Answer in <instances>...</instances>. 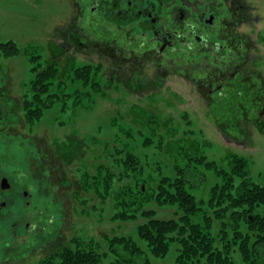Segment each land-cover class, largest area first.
<instances>
[{
	"label": "rangeland",
	"instance_id": "374dc122",
	"mask_svg": "<svg viewBox=\"0 0 264 264\" xmlns=\"http://www.w3.org/2000/svg\"><path fill=\"white\" fill-rule=\"evenodd\" d=\"M247 2L259 18L247 29L256 45L252 66L264 77V0ZM79 18L80 13L70 0H0V43L12 41L19 48L16 55L0 54V163L12 179V190L0 199V203L8 201L0 208V264H41L59 245L70 244L75 236L99 239L104 234L131 235L154 264H174L179 241L172 242L165 256L152 255L147 242L139 236L138 227L152 218H178L182 209L150 200L135 218L116 220L114 198L103 201L94 191H85L84 174H95L101 164L121 172L117 148L129 140V147L133 146L144 167L145 189L155 190L165 175L174 178V158L165 149L143 145L140 130L146 128L150 116L163 125L158 133L162 132L166 141L186 138L189 147H205L210 160L225 165L229 153L247 156L251 177L264 183V131L256 124L252 126L249 118L259 105L250 97L243 104L230 98L210 104L202 93L209 75H202L195 87L181 74L169 72L168 65L147 49L135 48L134 54L122 57V51L110 44L114 39L112 32L108 36L96 35L89 42L101 55L89 57L74 49L60 53L52 48L50 43H62L68 30L84 26ZM94 30L98 29H91ZM27 48L41 56L42 65H58V91L70 94L68 103L57 102L32 121L23 107L35 66ZM148 58L156 60L157 65L146 64ZM135 60L146 64H140L136 74L131 69ZM109 62L112 65H106ZM117 62L123 70L109 83L108 76L114 73L113 64ZM71 65H91L100 90L90 92L89 87L73 80ZM159 77L163 82L155 84ZM143 78L145 84L141 82ZM79 93H83L80 100ZM76 95L79 102L74 103ZM246 129H250L249 134ZM71 144L83 150L72 161L63 163L60 154L63 149L72 152ZM54 164L58 167L51 169ZM185 164L187 161L183 160L181 166ZM197 169L205 176L198 183L194 181L197 186L193 192L199 199H207L219 178L213 170L202 166ZM136 181L134 177L116 180L114 189L121 185L137 188ZM25 200L30 203L24 205ZM257 210L264 215V206ZM213 232H219L218 220ZM233 255L237 264H244L240 251Z\"/></svg>",
	"mask_w": 264,
	"mask_h": 264
},
{
	"label": "trees",
	"instance_id": "16d2710c",
	"mask_svg": "<svg viewBox=\"0 0 264 264\" xmlns=\"http://www.w3.org/2000/svg\"><path fill=\"white\" fill-rule=\"evenodd\" d=\"M27 50L35 66L32 67L34 76L29 82L23 107L28 120L32 121L39 119L45 110L53 108L57 102L68 103L70 94L58 91L61 86L58 84L61 82L58 65L53 63L44 66L39 62L41 56L36 55V51ZM18 52L19 48L14 42L0 43V54L12 56ZM92 70L91 65H71L69 72L73 80L89 87L90 92H98L99 81L96 80V72ZM82 95L79 93V100ZM75 99L74 103L79 102L77 95ZM259 108L252 117H248L252 126L256 124L264 131V120L257 119ZM156 121L158 119L147 116L146 128L140 130L144 136L143 145L165 149L174 158V178L165 175L155 190L143 189L144 167L140 157L133 152V146L129 147L128 140L126 145L117 148L120 156L117 163L123 170L116 173L113 168L101 164L95 174L86 172L83 176L85 191H94L103 201L112 196L116 209L113 218L116 220L135 218L150 200L159 204L178 205L183 211L178 218H152L138 227V234L147 242L152 255L165 256L172 242L179 241L181 246L174 264H237L233 255L237 251H240L244 264H264V215L257 210L264 206V183L255 182L251 177L250 159L232 152L224 158L227 162L225 165L219 160H210L205 147L198 144L189 147L186 138L182 141H166L162 132L161 136L158 133L163 125ZM246 130L250 133V129ZM127 134L129 136V132ZM71 151L75 152L73 149ZM63 153L70 159L75 156H69L70 152L64 149ZM183 160L187 164L181 166ZM201 166L213 170L219 178L211 187L207 199H199L193 192L197 186L195 182L198 183L205 176L202 174L204 172L197 169ZM126 177L137 179V188L121 185L115 190L116 180L122 182ZM50 200L54 203V199ZM201 204L206 207L202 208ZM146 213L152 215L150 211ZM216 220L219 221V232L215 235L213 231ZM41 264L154 263L150 254L133 236L104 234L99 239L75 236L70 244L59 245Z\"/></svg>",
	"mask_w": 264,
	"mask_h": 264
},
{
	"label": "flooded vegetation",
	"instance_id": "af4514ba",
	"mask_svg": "<svg viewBox=\"0 0 264 264\" xmlns=\"http://www.w3.org/2000/svg\"><path fill=\"white\" fill-rule=\"evenodd\" d=\"M70 1L80 13L79 20L85 24L78 30H68L59 45L51 42L55 50L67 52L74 49L87 53L89 57L101 55L98 48L89 42L96 35L108 36L112 32L114 39L110 44L115 50L122 51V57L134 54L135 48L147 49L168 65L169 72L181 74L195 87L202 75H209L204 85L206 91L202 93L210 104L227 98L243 104L250 97L260 106L257 119L264 116V77L252 66L256 45L247 31L248 26L259 18L247 0ZM92 28L98 30L91 31ZM83 32L85 34H81ZM148 62L154 65L156 60L148 58L146 64ZM133 64L134 74L140 64L146 65L138 60ZM113 66L114 73L108 76L109 83L114 82L123 70L118 62ZM141 82L146 83L144 78ZM157 82L162 83L163 79L159 77L155 84ZM70 147L75 152H70L69 156L77 157L83 150L73 144ZM60 157L63 163L72 161L65 153ZM57 167V164L51 165V169ZM4 169L0 163V199L5 192L12 190V179ZM42 195L45 196L43 192ZM7 203L3 200L0 208L3 209ZM28 203L25 200L24 205Z\"/></svg>",
	"mask_w": 264,
	"mask_h": 264
},
{
	"label": "water",
	"instance_id": "95a60500",
	"mask_svg": "<svg viewBox=\"0 0 264 264\" xmlns=\"http://www.w3.org/2000/svg\"><path fill=\"white\" fill-rule=\"evenodd\" d=\"M145 188V186L143 185V189Z\"/></svg>",
	"mask_w": 264,
	"mask_h": 264
}]
</instances>
